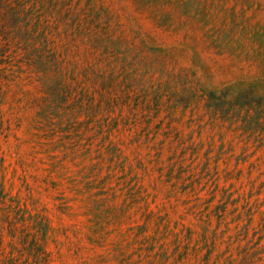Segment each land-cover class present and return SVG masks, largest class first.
<instances>
[{
  "label": "rangeland",
  "instance_id": "1",
  "mask_svg": "<svg viewBox=\"0 0 264 264\" xmlns=\"http://www.w3.org/2000/svg\"><path fill=\"white\" fill-rule=\"evenodd\" d=\"M29 1L63 86L0 48V264H264V0Z\"/></svg>",
  "mask_w": 264,
  "mask_h": 264
},
{
  "label": "trees",
  "instance_id": "2",
  "mask_svg": "<svg viewBox=\"0 0 264 264\" xmlns=\"http://www.w3.org/2000/svg\"><path fill=\"white\" fill-rule=\"evenodd\" d=\"M38 4L21 0L12 9L11 0H0V42L3 43L0 48L8 57L26 62L25 65L44 87L51 85L50 88L58 94L63 86L62 77L58 74L61 63L50 32L41 28L43 15ZM41 119L46 120V117Z\"/></svg>",
  "mask_w": 264,
  "mask_h": 264
}]
</instances>
